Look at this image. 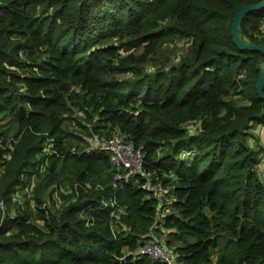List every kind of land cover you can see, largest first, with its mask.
<instances>
[{
    "label": "trees",
    "instance_id": "16d2710c",
    "mask_svg": "<svg viewBox=\"0 0 264 264\" xmlns=\"http://www.w3.org/2000/svg\"><path fill=\"white\" fill-rule=\"evenodd\" d=\"M260 1L0 0V264H164L132 256L148 238L179 264H264V55L230 34ZM239 23L264 45V7ZM114 132L147 176L114 184L109 155L84 151Z\"/></svg>",
    "mask_w": 264,
    "mask_h": 264
},
{
    "label": "built area",
    "instance_id": "2783aa9c",
    "mask_svg": "<svg viewBox=\"0 0 264 264\" xmlns=\"http://www.w3.org/2000/svg\"><path fill=\"white\" fill-rule=\"evenodd\" d=\"M85 139L87 141V146L84 149L85 152H90L92 149L100 148L113 154L112 159L115 165L122 163L123 169L121 168L115 171V181L119 182L124 179H131V177L137 173V170L133 165V161L130 160L128 162H123V160L132 159L133 157L139 156L141 153L139 151H132V143L127 140L122 133H115L101 143L95 142L96 138L94 136H86ZM142 173L146 174L145 172ZM131 253L133 254L132 256H147L152 260H157L165 264H179L171 257L169 250L165 249L152 238L139 245L137 248L132 250ZM126 255L127 254L124 256Z\"/></svg>",
    "mask_w": 264,
    "mask_h": 264
},
{
    "label": "rangeland",
    "instance_id": "374dc122",
    "mask_svg": "<svg viewBox=\"0 0 264 264\" xmlns=\"http://www.w3.org/2000/svg\"><path fill=\"white\" fill-rule=\"evenodd\" d=\"M176 39H181L183 40L184 42H187L185 39H182V38H176ZM181 40H178V41H173V42H167L166 44H164L162 46V49L160 51V55H165L166 56H170V57H174L175 56V53H173L175 50H177L176 53L180 54L182 52V50L184 49V42H182ZM160 60H163V59H160ZM176 60V58H175ZM158 65H160V61H157ZM10 126L11 129H15L16 128V125L14 123L12 124H6V125H3L1 126L2 128H5L6 126ZM187 126L191 129V130H194L198 124L196 122H192V123H188ZM66 128H68L69 130L71 131H77V132H80L81 131V128L79 125L76 124V122H71L70 120L67 122V125H66ZM251 128H252V137H258L257 141L255 142V145L253 147H255L256 149H260L261 153H262V158H261V162L264 160V125L260 124V123H257L256 121H253L251 122ZM251 143L253 144L254 141L252 140ZM260 176L263 178L264 177V163H263V168L261 169V172H259ZM62 189V192L66 193L68 192V190L64 189V188H61ZM25 191H22V189H20L18 191V195L15 196V199L18 201V202H21L22 201V198H23V194H24ZM60 190L57 189L56 192L53 194L52 197H46V198H51L53 199L52 201V206H53V209L57 208L59 205H60V200L61 197H60ZM160 197V196H159ZM163 198V197H161ZM167 195L166 197H164L163 199H167ZM47 205H49L50 203L47 202L46 203ZM5 202H4V205H3V208H0L1 210L5 208ZM155 239V238H154ZM157 240V239H155ZM158 241V240H157ZM160 242V241H158ZM161 243V242H160ZM213 263L215 261V256L213 257Z\"/></svg>",
    "mask_w": 264,
    "mask_h": 264
},
{
    "label": "water",
    "instance_id": "95a60500",
    "mask_svg": "<svg viewBox=\"0 0 264 264\" xmlns=\"http://www.w3.org/2000/svg\"><path fill=\"white\" fill-rule=\"evenodd\" d=\"M264 7V0L254 3V4H246L243 5L233 16L231 20L230 26V34L233 42H235L238 48L240 49H249V50H257L260 51L264 55V45L259 43H250L243 40V38L239 34V21L249 11L259 10ZM264 66L259 70V76L257 78L256 89L258 97L264 100Z\"/></svg>",
    "mask_w": 264,
    "mask_h": 264
},
{
    "label": "bare ground",
    "instance_id": "6f19581e",
    "mask_svg": "<svg viewBox=\"0 0 264 264\" xmlns=\"http://www.w3.org/2000/svg\"><path fill=\"white\" fill-rule=\"evenodd\" d=\"M241 20V19H240ZM240 22V21H239ZM235 43V42H234ZM236 44V43H235ZM237 45V44H236ZM256 91H257V89H256ZM115 133H121V132H114L112 135H114ZM123 134V133H122ZM111 135V136H112ZM124 135V134H123ZM111 136H109V137H111ZM96 139H95V142H99V143H101L102 141H104V140H106V139H108V138H103V139H99L98 138V136H94ZM124 137L127 139V140H129L125 135H124ZM99 139V140H98ZM131 143H132V151H139L141 154L139 155V156H136V157H133L132 159H124L123 160V162H128V161H133V165H134V167H135V169L137 170V173L136 174H134V176L135 175H137V174H140V175H142V176H147L148 174H147V172H146V170H145V167H144V158H145V150H144V147L142 146V145H136V144H134L131 140H129ZM87 142V141H86ZM93 151H97V150H103V149H92ZM91 150V151H92ZM103 151H105V150H103ZM106 152V151H105ZM108 155H109V161H110V163H111V165L115 168V171H117V169H121L122 168V163L121 164H119V165H115L114 164V162H113V159H112V157H113V154L112 153H110V152H106ZM123 169V168H122ZM142 172H145L146 174H143ZM133 177V176H132ZM113 179H114V183H116L117 181H115V173H114V176H113ZM148 239H150V238H148ZM147 239V240H148ZM152 239H154V238H152ZM146 240V241H147ZM155 240V239H154ZM156 242H158L157 240H155ZM160 245H162L165 249H167V250H169V252H170V255H171V257L174 259V260H176L175 259V257H174V255H175V253L173 252V250H171L170 248H168V247H165L163 244H161L160 242H158ZM149 258V257H148ZM150 259V258H149ZM177 261V260H176ZM178 262V261H177ZM165 264V263H164Z\"/></svg>",
    "mask_w": 264,
    "mask_h": 264
}]
</instances>
